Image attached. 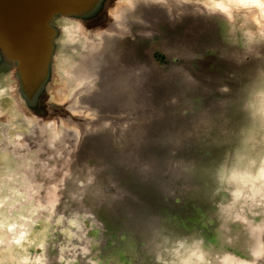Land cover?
I'll return each mask as SVG.
<instances>
[{"label": "rangeland", "instance_id": "1", "mask_svg": "<svg viewBox=\"0 0 264 264\" xmlns=\"http://www.w3.org/2000/svg\"><path fill=\"white\" fill-rule=\"evenodd\" d=\"M201 1L134 9L146 24L97 64L105 97L74 103L78 86L49 87L89 41L53 18L43 119H25L0 59V264H264V195L228 179L264 168V13Z\"/></svg>", "mask_w": 264, "mask_h": 264}, {"label": "bare ground", "instance_id": "2", "mask_svg": "<svg viewBox=\"0 0 264 264\" xmlns=\"http://www.w3.org/2000/svg\"><path fill=\"white\" fill-rule=\"evenodd\" d=\"M190 1L192 3L194 2V0H100L98 2H95L94 6H96L97 8L104 7L103 14H101L100 12L99 15L98 14L95 15L93 9H88L87 14H85V17L83 19L81 18L79 20L74 19L75 22L74 26L68 28V30L67 28H65V30H67L66 32L68 35H70L73 31L77 32L80 36L84 37L85 39L84 41L88 40L89 44H87L85 48V52L82 56H80L78 62L64 63L62 67L66 69V73L63 75L62 78L60 77V81H58L59 83L56 84L57 86L51 85L49 87L50 89L49 91L54 92L56 98L57 97L61 98L69 87L78 86L77 87L78 91L77 90L76 91L79 92L78 93L79 96H77V98L72 99L73 103L76 101L82 102L83 99H86L91 96L99 97V98L102 97L103 99L105 95L102 94L99 88V80L97 79V76H95L97 64L100 65V62L101 63L103 62L102 59L105 58L106 54H112L114 52L113 50H111L112 45H110L113 38H115L116 36L118 37L128 36L127 34L129 33L130 30L129 28L130 24H133L134 26L137 25V27H140L141 29L143 25L146 24L143 18L141 17L140 13H134V9L139 11L141 8H143L145 5L148 4V5L160 6L166 9V11L170 10L171 8L175 10H179L181 8H185L186 3H191ZM202 4L205 8H207V10H210L207 12L208 14H210L211 12H215L227 19L230 15L233 14V13L231 14V12L235 10H242L245 13L255 10L256 17L253 18L254 20L258 19L259 17L258 14L262 15L264 13V0H203L201 1V5ZM61 29L64 28H60V30ZM87 31H89L90 33ZM93 35L96 38L93 39L92 37ZM0 56L2 55L0 54ZM112 57L110 60H112ZM88 66L91 67L93 70V71H89L90 75L84 74L85 69L89 68ZM10 67L13 70L10 76L15 79L16 84L15 86L13 84L10 85L9 90L13 96V100L15 101L16 105L20 108L21 111H23L22 113H24V116L25 117L27 116V118L25 119L30 121V119L32 118L30 116L33 115V113L31 110H29L26 107V104L24 103V98L26 97H24L22 88L21 86H19L20 82L17 76V70L16 68H13L11 65ZM28 97H30L29 98L30 100L32 96L30 95ZM61 102H65V100ZM41 104L46 106L45 101L42 102ZM64 106L65 104L61 103V104H57V108L56 106H53L51 107V109L52 110L57 109L60 110L61 112L62 107ZM80 107L81 110H77L78 114L74 115L75 117L77 115H79L78 117H80L84 114V116L95 118V116L99 115L97 113L98 111L94 106H90V107L80 106ZM57 119L67 121V118L63 114H60L57 117ZM49 122L48 121L45 122L44 125L49 126L50 125ZM115 122L116 121H114L112 117H109L108 124L113 125ZM93 126L96 125H94L93 123H89L88 128H86L85 126H81V128L82 130L91 129V127ZM103 128H106L105 124ZM103 128L101 126L100 129ZM72 133L73 135H75L74 131H72ZM88 133L89 132L85 130V134L87 135ZM239 173H243V174H239ZM229 175L230 176L228 179L231 180V188L233 189V192L237 195V198L238 195L249 189L251 193L259 192L260 195H264V192H261V187L264 188V182L261 180L259 182L260 185L258 186L257 184L258 182L256 181V179H259V177L264 178V168L260 169V172L258 173H251V172L246 173L244 170L236 171L233 169ZM229 255L225 254L223 260L224 261L232 260L235 264H249V261L247 262V260L245 259L239 260L238 258ZM226 261L225 263L229 264V262Z\"/></svg>", "mask_w": 264, "mask_h": 264}, {"label": "water", "instance_id": "3", "mask_svg": "<svg viewBox=\"0 0 264 264\" xmlns=\"http://www.w3.org/2000/svg\"><path fill=\"white\" fill-rule=\"evenodd\" d=\"M98 1L0 0V59L16 68L19 86L26 97L24 103L29 110L32 107L28 96L36 89L42 97L41 103L46 102L53 39L57 35L51 20L57 16L83 19L88 9H93L95 15L103 14L104 7L94 6ZM43 111L41 108L42 114Z\"/></svg>", "mask_w": 264, "mask_h": 264}, {"label": "flooded vegetation", "instance_id": "4", "mask_svg": "<svg viewBox=\"0 0 264 264\" xmlns=\"http://www.w3.org/2000/svg\"><path fill=\"white\" fill-rule=\"evenodd\" d=\"M129 28L132 32H134L133 31L134 29L135 30L137 29L133 24H131ZM38 94H39L38 89L32 91V93H31L32 97L29 100V105L32 107V108H30V110L32 112L39 113V114L35 113V114H37L36 116L39 115V117L41 116L42 118L41 117L40 118L43 119V118L47 117L46 113L48 110L46 109V107L44 105L41 104L42 97H41V95L39 96ZM41 108L44 110L43 114L41 113Z\"/></svg>", "mask_w": 264, "mask_h": 264}]
</instances>
